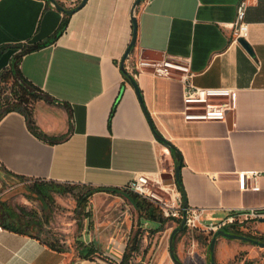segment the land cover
<instances>
[{
  "label": "crops",
  "instance_id": "1",
  "mask_svg": "<svg viewBox=\"0 0 264 264\" xmlns=\"http://www.w3.org/2000/svg\"><path fill=\"white\" fill-rule=\"evenodd\" d=\"M59 1L71 9V0ZM240 1L142 0L136 7L137 0H88L70 17L45 0H0V79L24 48L40 47L22 57L19 70L47 100L33 114L47 140L34 134L22 114L0 120L2 169L12 179L123 191L138 174L176 183L181 166L189 207L205 210L204 241L213 234L210 227L230 216L264 210V0H247L245 41L252 54L235 36ZM134 19L138 33L131 61L187 62L196 87L236 91L237 110L226 123H187L178 81L142 75L134 79L140 100L122 71ZM130 64L125 66L131 76ZM254 173L261 175L257 189L244 190L242 178ZM171 223L140 220L150 236L144 264H174ZM227 231L264 238V223ZM184 233L176 237L179 251ZM216 246L224 262L252 247L222 237ZM126 251L114 243L75 259L0 221V264H122Z\"/></svg>",
  "mask_w": 264,
  "mask_h": 264
},
{
  "label": "rangeland",
  "instance_id": "2",
  "mask_svg": "<svg viewBox=\"0 0 264 264\" xmlns=\"http://www.w3.org/2000/svg\"><path fill=\"white\" fill-rule=\"evenodd\" d=\"M12 87V81L2 84L3 103L12 99ZM41 101L47 102L42 94H36L28 104V109L33 111L31 117L33 122H35L33 115L35 106ZM37 185L46 189L48 198L45 199L38 195ZM126 197L128 198L129 195L124 190L116 193L81 185L12 179L0 166V203L5 208L9 207L18 212L24 211L30 221L36 225L32 227V224L25 228L26 231H32L47 244L57 245L75 259L86 253V247H95L103 251L114 243H118L128 248L135 235L141 233L143 236L142 248L140 253L134 255L131 264L146 263V261L142 262V257L146 247H149L146 240L150 241V236L141 229L139 214L128 200L129 198ZM85 201L87 208L83 211L81 206ZM228 220H234V226L240 229H248L251 223L256 222L246 220L245 216L239 214L230 216L224 222ZM171 226L175 230L180 226V223H171ZM31 227L32 229H30ZM241 233L252 239H261L252 234V231ZM204 235L206 234L200 229H187L186 233L181 234L179 239L183 250L179 251V246L177 248L175 245V251L183 264H211L209 247L213 237L204 241ZM248 249V252L238 254L235 258L228 257L229 264H264V249L256 246ZM227 251H225L226 255ZM215 252L216 264H219V258L220 264H228L223 261V250L222 255L218 254L216 246ZM198 254L204 256L203 260L198 257Z\"/></svg>",
  "mask_w": 264,
  "mask_h": 264
},
{
  "label": "built area",
  "instance_id": "3",
  "mask_svg": "<svg viewBox=\"0 0 264 264\" xmlns=\"http://www.w3.org/2000/svg\"><path fill=\"white\" fill-rule=\"evenodd\" d=\"M83 0H71V9L80 5ZM248 7L247 0H241L237 8L235 36L238 40H246L249 32L245 23ZM136 16V10L133 13ZM131 57V56H130ZM129 57L131 77L137 80L142 75L153 78L178 81L183 86L184 119L187 123H226L228 116L237 110V92L226 88L203 89L194 85L195 73L187 62L175 60L150 61L140 59L131 61ZM261 175L258 173L244 175L242 188L256 190ZM128 193L137 195L142 201L152 204L167 221L181 223L185 209L181 191L176 183L167 184L161 177L156 179L145 174H138L124 189ZM205 210H187V225L190 230H199L201 218ZM246 220H264V210H252L239 214ZM235 225L234 220H228L217 227H210L209 232L216 233ZM100 264H113L102 261Z\"/></svg>",
  "mask_w": 264,
  "mask_h": 264
},
{
  "label": "trees",
  "instance_id": "4",
  "mask_svg": "<svg viewBox=\"0 0 264 264\" xmlns=\"http://www.w3.org/2000/svg\"><path fill=\"white\" fill-rule=\"evenodd\" d=\"M49 6L52 7V5L45 0ZM59 4L63 5L59 0H56ZM40 47H26L23 49V54H29L30 52H33L35 50H39ZM17 57V60L15 64L11 67V69L5 71L0 79V100H1V107H0V120H2L5 116L11 113H19L23 116L27 117V120L29 121V126L31 130L34 132L36 136L43 140H47V137H44L42 134H40L37 131V127L33 120H31L32 117V109H28V104L30 103L31 99L35 98L36 94H41L40 91L32 85L20 72L19 70V64L24 56ZM12 81L13 83V91H12V99H8L6 103H3L2 101V95H1V86L3 83H7ZM24 180V179H21ZM37 193L39 196L43 198H48V193L43 186H36ZM112 192H120V190H114ZM128 193V192H127ZM129 199L132 206H134L135 210L138 212L140 220L145 219L151 222H155L158 224H161L162 227L166 226L168 223L167 220H165L160 211H158L152 204L147 203L145 201H141V199L133 194L128 193ZM87 202L85 201L83 205L81 206V209L83 211L87 208ZM85 214V213H83ZM90 217V215H88ZM0 221L2 226H4L8 230H13L20 234H31L39 238L37 235L33 234L32 231H26L25 228L30 227L32 224V227L36 226L34 225V222H31L29 217L24 211H15L11 208H5L3 204L0 203ZM32 227L30 229H32ZM186 231V230H185ZM184 231V232H185ZM238 235V234H237ZM242 235V234H239ZM210 237H214L213 234L210 235ZM40 239V238H39ZM255 240L264 242V238L256 239ZM131 245L128 246L124 260L122 264H131V262L134 259V255L137 253H140L143 243V236L141 233H137L134 237V239L130 242ZM47 244V243H46ZM49 247H51L54 250L62 251L57 245L55 244H47ZM86 253L83 255V258H90L95 254V248L94 247H86ZM250 264V263H246Z\"/></svg>",
  "mask_w": 264,
  "mask_h": 264
},
{
  "label": "water",
  "instance_id": "5",
  "mask_svg": "<svg viewBox=\"0 0 264 264\" xmlns=\"http://www.w3.org/2000/svg\"><path fill=\"white\" fill-rule=\"evenodd\" d=\"M55 9H57L59 12L64 13L67 16H74L76 13H78L79 11H81L87 4L88 0H83L79 6H77L74 9H66L65 7H63L61 4H59L56 0H47ZM142 0H137L136 3V7L139 6L141 4ZM134 37H133V41L123 59L122 62V71L123 73L130 79L131 83L134 85V87L137 90V93L139 95L140 100L142 101L141 98V94L139 93L137 84L135 82V80L129 75V73L126 71V61L129 59V57L131 56V53L133 51V49L136 47L137 44V33H138V26H137V20L134 19ZM240 44L250 53L252 54V49L250 48L249 44L241 39L239 40ZM157 140L160 141L161 143L167 145L170 148H173L172 145L162 136L157 135ZM169 178H173V176H168ZM176 183L178 184V186L181 188L182 191V195H183V200H184V209H185V215H184V219L182 220L180 226L174 230V232L172 233L171 236V240H170V254H171V258L174 264H183L179 258L177 257L176 251H175V242H176V237L178 234L182 233L185 231L186 229V225H187V210L189 209V205H188V201L186 198V195L183 191V184H182V180H181V166H178L176 169ZM261 223H264V220L260 221ZM222 237L224 239L230 240V241H241L244 243H248L252 246H256L259 248L264 249V242L249 238L247 236H243V235H237V234H232L228 231L225 230H220L218 232H216L214 234L213 240L210 244L209 247V252H210V259H211V264H216V245L218 242V239Z\"/></svg>",
  "mask_w": 264,
  "mask_h": 264
},
{
  "label": "flooded vegetation",
  "instance_id": "6",
  "mask_svg": "<svg viewBox=\"0 0 264 264\" xmlns=\"http://www.w3.org/2000/svg\"><path fill=\"white\" fill-rule=\"evenodd\" d=\"M247 237H249V236H247ZM249 238H251V237H249Z\"/></svg>",
  "mask_w": 264,
  "mask_h": 264
}]
</instances>
